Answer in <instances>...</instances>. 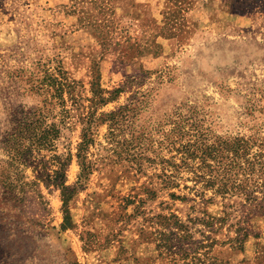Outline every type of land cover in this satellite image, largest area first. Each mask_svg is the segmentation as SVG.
<instances>
[{
	"label": "rangeland",
	"instance_id": "obj_1",
	"mask_svg": "<svg viewBox=\"0 0 264 264\" xmlns=\"http://www.w3.org/2000/svg\"><path fill=\"white\" fill-rule=\"evenodd\" d=\"M0 264H264V0H0Z\"/></svg>",
	"mask_w": 264,
	"mask_h": 264
},
{
	"label": "trees",
	"instance_id": "obj_2",
	"mask_svg": "<svg viewBox=\"0 0 264 264\" xmlns=\"http://www.w3.org/2000/svg\"><path fill=\"white\" fill-rule=\"evenodd\" d=\"M65 87V83L64 82H62V84H61V88H60V90L61 91H64V88ZM59 89V88H58ZM43 115H44V113H43V110H40V112L39 111H34L33 112V116H30L29 118L27 117V115H26V120H28V121H32V123L34 122V119H35V117H39V118H37V120L36 121H38V122H42L43 120ZM42 131H46V130H44V129H42L41 130V132Z\"/></svg>",
	"mask_w": 264,
	"mask_h": 264
}]
</instances>
